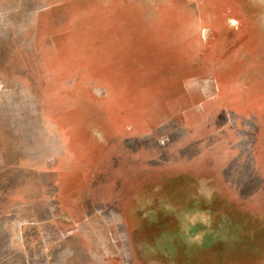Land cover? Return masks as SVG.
Returning <instances> with one entry per match:
<instances>
[{
    "label": "rangeland",
    "instance_id": "374dc122",
    "mask_svg": "<svg viewBox=\"0 0 264 264\" xmlns=\"http://www.w3.org/2000/svg\"><path fill=\"white\" fill-rule=\"evenodd\" d=\"M0 264H264V0H0Z\"/></svg>",
    "mask_w": 264,
    "mask_h": 264
},
{
    "label": "crops",
    "instance_id": "0c3cea01",
    "mask_svg": "<svg viewBox=\"0 0 264 264\" xmlns=\"http://www.w3.org/2000/svg\"><path fill=\"white\" fill-rule=\"evenodd\" d=\"M236 169L237 168L232 167V172H235V174L232 175L233 179L230 180L231 182H228V184H229L228 188L231 189L230 193L232 195H235L236 197H241L240 200L237 199L238 201L244 202V198L247 197L246 199H248L251 195L250 194L251 193L250 186L248 184H246L247 186L244 184L241 185V181H240L241 176L239 177L238 171ZM69 182H71V181H68V182L67 181H60V183H59L60 184L59 188L60 189L62 188L64 190V194L66 192H68V188H71V190H72V187L69 184H67ZM195 183H197L199 186L194 184L190 187L201 188V192H200L201 196L204 195L205 197H207V200L203 199L202 202L207 203V202H215L216 201V198H214V199H210V198L212 197L213 193H216V194L218 193L219 183H217L215 180H211V179L210 180L200 179V180H197ZM187 187H188L187 185L184 186V188H187ZM194 202H196V201L194 200Z\"/></svg>",
    "mask_w": 264,
    "mask_h": 264
}]
</instances>
